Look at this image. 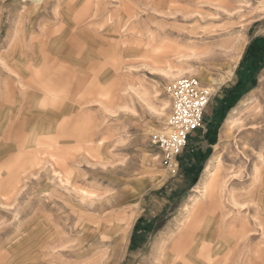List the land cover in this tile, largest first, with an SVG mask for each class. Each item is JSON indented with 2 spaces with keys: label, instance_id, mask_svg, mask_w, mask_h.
Here are the masks:
<instances>
[{
  "label": "rangeland",
  "instance_id": "rangeland-1",
  "mask_svg": "<svg viewBox=\"0 0 264 264\" xmlns=\"http://www.w3.org/2000/svg\"><path fill=\"white\" fill-rule=\"evenodd\" d=\"M65 32L64 42L55 41ZM192 49L200 55L183 56ZM169 65L187 74L168 77L160 68ZM184 76L197 77L214 95L169 166L154 140L168 129L173 99L166 114L151 106L170 100L169 86ZM35 83L42 98L33 95ZM46 86L59 88L72 109L52 114L42 106ZM133 88L148 92V101ZM236 108L243 124L224 138ZM0 120L13 148L4 157L14 155V141L27 129L46 125L60 135L67 120L66 131L82 123L91 135L71 152L80 191L60 187L43 162L0 195V264H161L155 244L185 219L166 242L169 252L217 197L223 203L210 224L227 231L220 236L239 234L220 258L237 250L249 258L264 243L253 222L264 213L249 196L260 186L251 178L264 153V0H0ZM217 143L223 167L189 215ZM81 190L95 200L83 201Z\"/></svg>",
  "mask_w": 264,
  "mask_h": 264
},
{
  "label": "bare ground",
  "instance_id": "bare-ground-1",
  "mask_svg": "<svg viewBox=\"0 0 264 264\" xmlns=\"http://www.w3.org/2000/svg\"><path fill=\"white\" fill-rule=\"evenodd\" d=\"M122 1L124 2L125 0H122ZM124 14H122V15L124 16ZM123 16H121V17H123ZM74 26L76 27V25H74ZM128 26H129V24H128ZM71 28H72V26H71ZM62 30L63 29H61V31ZM69 31H71V30L68 29L67 33H69ZM147 31H148V29H147ZM147 31H146V33H147ZM54 34H55V32L54 33L51 32V36ZM65 34H66V32L63 33L61 36H57L58 38L55 41L61 42V43L64 42V39L66 38ZM207 54H208V50L206 51L205 56ZM199 55L200 54L196 53L194 51V49H192L191 54L189 53V55L186 54L183 56H194L195 57V56H199ZM171 69H172V65H169V67H167V69L166 68H160V71L164 75H167L168 77L176 76V75H177V77H179V76L187 74V72H185L184 69H179L178 71L176 70V72H172ZM18 76L20 78V75H18ZM201 78L205 79V78H203V76H201ZM20 79H19V81H20ZM47 86H49V85H47ZM47 86L45 89H48V92L50 95H48V93H47V95L45 94L42 101H41V104L45 107L47 105H57V107H59L58 105H63L62 98H61V97H63V94L58 92L59 88L54 87V86L51 88H49V87L47 88ZM35 88L36 89L37 88L42 89V87H40L38 84L35 85ZM132 90H133V93L136 94L137 96H140L142 100L148 101V92L140 91L137 88H133ZM39 94H40V92H39ZM170 100H165V102L160 107V109L154 108L155 107L154 105H153L154 107L151 105L150 106L153 109H155L156 111H159L161 114H166L167 108L169 109V107H171L170 105H172V98ZM57 107H56L57 111H61V110L64 111V110H67V108L72 109L71 105H69L68 107H64V108L62 106L60 108H57ZM237 115H238V108L234 109L232 111V113L230 114V116L228 117L227 125H226V128L223 130L222 137L225 138L227 136L232 135L234 130L237 129L238 127H240L241 124H243V123H241L242 119L240 117H238ZM68 120H71V118H68ZM65 121H66V123H64V124L60 123V126H59L60 135L59 134L51 135L49 133L50 129H48V130H45L46 131L45 133H47V135L44 138H40L38 133L35 134L34 132L23 133V134H20L17 136V140L14 141L15 144L18 145L16 154L14 156L10 157V160L8 162H6V163H8L7 165H5V166L0 165V179H1L0 180V191L4 190V189H6V187L10 186V184H11L10 180L12 178L16 177V175L14 174L15 169H13V168L18 167V165H20L18 168L21 167L20 170L21 169L23 170V172H20L17 175V177H20V175L22 173L29 174V175L35 174L34 172L37 169V165L40 163H43V162H45L44 167H46V164H48V163L50 164V168L52 171L55 172L54 177H55V179H57L58 185L60 187L66 189L67 191H70V192H71V189L76 190V191L78 190L74 187L75 186L73 183L74 171L71 170V161L73 160V156H72L71 152H72V149L75 148L73 143H75V142H80V143L87 142V143H89L91 140V138H90L91 135L87 134V129H86V127H83L82 123L80 125H79V123L74 124L73 126H71L68 129L69 131H66L67 130V128H66L67 120H65ZM78 127H79V129H81V127H82L83 128V129H81L82 131L79 132ZM2 128H3V124L0 125V130ZM65 128H66V130H65ZM168 131H169V129H166L164 132L167 133ZM9 139H11V137L7 136V140H9ZM216 149H217L216 155L209 161L207 168H206L205 175L202 178L200 184L197 186V193L198 194L194 197V199L190 203L189 208L187 209V213H189V215H191V212L197 207L199 201L202 198L206 197V195L209 193L211 185L213 184V182L216 179V175L218 173V170L223 167V164H224L223 147L218 144L216 146ZM22 156H25L29 159L24 161L21 159ZM156 158H158V156H156L155 159ZM59 168L61 170H59ZM3 169L7 170L9 175H6V176L3 175L2 174ZM263 170H264V153L259 152V157L253 166V172H252L253 178H251V182L253 183V186H255V185H260V186H258V188L256 186L254 189L252 188L249 191V196L253 197L254 200L258 199L260 201L259 207H257V214H259V215L264 213V171ZM226 186H227V183H225V182H223L221 184L220 187H221L222 191L224 190V188ZM10 191H11V188L9 187L6 189L5 192L9 193ZM78 191H80V190H78ZM80 193L82 195L83 201H85L86 199H89L88 201H91V202L95 200L94 196L92 195V192L90 193V192L84 190L82 192H79V194ZM219 193H221V191ZM2 194L3 193H0L1 196H2ZM16 194H18V193H16ZM230 195H231V198H230L231 202L233 204L237 205L238 201L236 200L237 198L235 197V195H233L232 193ZM8 196H9V194H8ZM221 200H222V198L220 199V201ZM218 201H219L218 197L216 200H212V203L208 206V209L206 211L207 214L202 215V217H201V214H198L196 221H193L189 225V229L186 232H184L179 239L175 240V242L172 244V246L170 248V251L167 253L165 250V248L167 247L166 242L168 240H170V238L172 237V235L176 231L181 230V227L184 226V224H185L184 223L185 219H179L177 221V224L174 227L176 229L171 230V232L168 233L166 236L161 237V239L155 244L154 249H153L158 253L159 259H161L160 257L165 258V259H162V260H164V262L163 261H162L163 263L160 262L161 264H216L215 262L217 261V258H220L222 252L224 251L223 247H226L227 245L230 244V242H228V241H232V240L238 238V236H239V234L235 231L230 232V235L228 237L220 236V235L217 236V234H216L217 230H218L217 226L210 224V220L212 218L209 220V217H210L209 214L212 213V216H213L216 213V211L218 210L219 206L221 207V205H220L221 203H220V201L219 202ZM221 202L223 203V200ZM241 206H242V204H241ZM117 220L122 222L124 219L121 220V218L119 216V217H117ZM253 222L255 223V225L257 226L259 231H261V234L263 235L261 237V241L264 242V217L263 216H260V217L256 216L255 220ZM120 227L123 228L126 226H123V223H122L120 225ZM250 229H252V228H250ZM258 229H256V230H258ZM252 234H254V233H251V235ZM222 237H224V238H222ZM247 237L248 236H245L243 238H245L247 240ZM225 240H227L226 242L228 244L225 242ZM212 244L214 245L215 249H211ZM245 248H247V247H245ZM168 249H169V246H168ZM248 250H246V251H248ZM234 251H235V249H234ZM242 251H244V249H242ZM237 253H238V250L236 251L235 257L228 255V256H225L224 258H222L224 260L225 264L229 261H233L232 262L233 264H264V243L259 245L255 249V251H252L251 252L252 256H249V258H246V257L243 258V257H241L242 256L241 254L239 255ZM233 254H234V252H233ZM163 256H165V257H163ZM218 264H220V263H218Z\"/></svg>",
  "mask_w": 264,
  "mask_h": 264
},
{
  "label": "built area",
  "instance_id": "built-area-1",
  "mask_svg": "<svg viewBox=\"0 0 264 264\" xmlns=\"http://www.w3.org/2000/svg\"><path fill=\"white\" fill-rule=\"evenodd\" d=\"M169 92L173 99L169 131L156 134L154 142L161 147L166 163L174 166L190 134L202 125L205 110L214 92L195 76L175 80L169 86Z\"/></svg>",
  "mask_w": 264,
  "mask_h": 264
},
{
  "label": "crops",
  "instance_id": "crops-1",
  "mask_svg": "<svg viewBox=\"0 0 264 264\" xmlns=\"http://www.w3.org/2000/svg\"><path fill=\"white\" fill-rule=\"evenodd\" d=\"M37 66H35V68H36ZM46 67V66H45ZM33 95H35L37 98H39V97H41L40 96V94H38L40 91H39V88H33ZM42 92V91H41ZM59 93H61V91H58ZM63 103V102H62ZM43 106V105H42ZM47 106H49V105H47ZM59 107H57V105H50V107H49V109H48V111L50 110V113H52V112H54V114H55V112H62V110L61 111H57V109H56V107L57 108H60L61 106L64 108L65 106L64 105H58ZM34 107H35V105H34ZM45 107V106H44ZM36 108H34V114L35 113H39V110H35ZM48 114V113H47ZM53 114V113H52ZM1 119H4L3 117L1 118ZM50 119H52V118H50ZM1 121H4V120H0V125H2L3 124V128L0 130V165H3V166H5V165H7L8 163H6V162H8L9 160H10V155L9 154H7V155H9L8 157H7V155L4 157V154H5V152H10V151H12L13 150V148H10V144L8 143L9 142V140H7V136H9L8 134H6L7 132H5V131H7V129H8V127H7V125H6V120L4 121V122H1ZM48 127H46V125H43V126H41V129H35V131L34 130H30V129H27L26 131H24L23 133H31V132H34L35 134L36 133H38V135H39V137L40 138H44V137H46V135H47V133H45L46 131L45 130H48L47 129ZM57 131V130H56ZM58 132V131H57ZM51 135H55V134H53V133H51V132H49ZM218 144V143H217ZM6 145V146H5ZM16 150H17V146H16ZM17 152V151H16ZM16 152L14 153V155L16 154ZM13 155V156H14ZM22 160H24V161H26L27 159H29V158H27V157H25V156H22V158H21ZM6 163V164H5ZM2 166V167H3ZM13 169H15V172H14V174L16 175V177H14V178H12L11 180H10V183L12 184H10V186H8V187H6V189L7 188H9V187H14V186H16V185H18V183L20 182V178L19 177H17V175H18V173H20V172H23V170L21 171V170H18L19 168H17V167H15V168H13ZM14 171V170H13ZM2 174L3 175H9V173L7 172V170H5V169H3L2 170ZM21 176V175H20ZM4 178V177H3ZM2 178V179H3ZM1 180V179H0ZM14 180V181H13ZM6 181V180H5ZM6 189H4V190H1L0 191V193H4L5 191H6ZM218 212H220L219 211V208H218V210L216 211V213L213 215L215 218L217 217V214H218ZM210 216L212 215V213L211 214H209ZM218 229V228H217ZM224 233H226V232H223V233H221L220 232V230H217V236L218 235H222V234H224ZM211 249H215L214 248V245L212 244V246H211ZM236 249H238V248H236ZM234 250V249H233ZM224 254H225V252H224ZM233 261H229V262H227L226 264H231ZM216 264H218V263H220V264H225V262H224V260L222 259V257L221 258H217V261L215 262ZM233 264V263H232Z\"/></svg>",
  "mask_w": 264,
  "mask_h": 264
}]
</instances>
